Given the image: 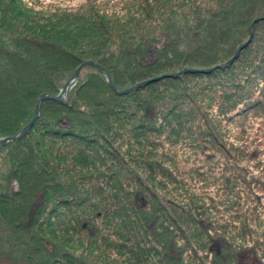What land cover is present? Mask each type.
<instances>
[{
  "label": "trees",
  "instance_id": "1",
  "mask_svg": "<svg viewBox=\"0 0 264 264\" xmlns=\"http://www.w3.org/2000/svg\"><path fill=\"white\" fill-rule=\"evenodd\" d=\"M86 3L0 0V137L85 60L119 90L196 70L119 95L83 65L42 100L0 151V264H264V19L200 71L264 0Z\"/></svg>",
  "mask_w": 264,
  "mask_h": 264
},
{
  "label": "water",
  "instance_id": "2",
  "mask_svg": "<svg viewBox=\"0 0 264 264\" xmlns=\"http://www.w3.org/2000/svg\"><path fill=\"white\" fill-rule=\"evenodd\" d=\"M258 20V18L254 19L249 27H248V36L246 38L245 41H243L241 44H239V46L235 49L234 53L232 56H230V58H228V60H226L225 62L221 63V64H217L215 66H213L212 68H206V69H202L200 71L202 72H209L211 69L213 68H226L228 66H230L233 62V60L238 56L240 50L244 47L247 46V44L250 42L251 38H252V31H251V27L252 25ZM82 65H93L95 67H97L98 69L102 70L105 72L106 74V79H107V82L109 84V86L115 90V87L111 81V78H110V74L108 73L107 70H103V68L99 65H96L94 62L92 61H89V60H85L83 61L81 64H79L76 69L74 70V72L72 73V75L70 76L69 80H67L64 85L62 86V88L58 91L57 94L55 95H50V94H47V93H43L41 94L37 100H36V104H35V107H34V113H33V116L32 118L22 127L20 128L15 134L13 135H8V136H3L0 138V151L2 150V148L10 141H13L15 139H19L21 138L22 136H24L26 134V132L31 128L33 122L35 121V119L38 117L39 115V106H40V103L42 100H45V99H52V100H56V101H59V102H63V103H67V97L69 95V91L70 89L74 86L78 76H79V71H80V68ZM196 70V69H195ZM194 69H189V68H182L174 73H166V74H161L159 76H155V77H152V78H149V79H146V80H143V81H139L137 83H135L134 85L130 86L128 89H124V90H120V91H117V93H126L128 91H131V90H135L139 87H142L144 85H147L148 83L150 82H153V81H156L158 79H160L161 77H176L178 75H180L182 72H192V71H195Z\"/></svg>",
  "mask_w": 264,
  "mask_h": 264
},
{
  "label": "rangeland",
  "instance_id": "3",
  "mask_svg": "<svg viewBox=\"0 0 264 264\" xmlns=\"http://www.w3.org/2000/svg\"><path fill=\"white\" fill-rule=\"evenodd\" d=\"M40 1H42V3H43V5H44V7L45 8H47V11H49V12H51V11H56V12H62V11H65V9H68V10H71L72 9V11L74 12L79 6L80 7H82V10H84V8H87L88 7V4L86 3V4H83V3H85V2H87L88 0H40ZM98 1H103V2H108L107 3V6H108V11H111L110 9H116V10H118V7H119V5H116L115 3H116V1H118V0H98ZM81 4H83V5H81ZM85 5V6H84ZM103 6V5H102ZM79 7V8H80ZM59 13H57V14H59ZM111 13V12H110ZM121 15V14H120ZM119 15V16H120ZM256 19V18H255ZM258 19H264V15H262V16H260V18H258ZM254 20V19H253ZM253 20H251L250 22H249V24H248V27H249V25H250V23L253 21ZM145 21V20H144ZM148 23L149 21H145V23ZM146 23V24H147ZM248 27H247V35H246V38H247V36H248ZM251 28H253V25H252V27ZM246 38L243 40V41H245L246 40ZM242 43V42H241ZM240 43V44H241ZM239 46V44L236 46V48ZM235 48V49H236ZM245 48V47H244ZM235 49H234V51H235ZM242 50H244L243 48L240 50V52L242 51ZM234 51H233V53H234ZM233 53H232V55H233ZM240 54V53H239ZM239 54H238V56L237 57H239ZM231 55V56H232ZM236 57V58H237ZM235 58V59H236ZM234 59V60H235ZM238 59V58H237ZM233 60V61H234ZM92 62H94V61H92ZM96 65H99V66H101L102 68H103V70H107L108 71V69L107 68H105L104 66H102V65H100L98 62H94ZM83 67V65L81 66V68ZM80 68V71H79V73H82V76L84 77V74L88 71V68H83V69H81ZM76 69V68H75ZM89 70H90V68H89ZM74 72V71H73ZM108 73H109V71H108ZM110 74V73H109ZM72 75V74H71ZM70 75V76H71ZM70 76L66 79V81L67 80H69V78H70ZM81 76V78H83ZM110 78H111V75H110ZM65 81V82H66ZM111 81H112V79H111ZM64 82V83H65ZM113 83V82H112ZM135 83H133L132 85H134ZM114 85V84H113ZM132 85H130V86H132ZM130 86H128V87H124L123 89H120V90H124V89H128ZM115 87V86H114ZM119 89H117L116 87H115V92L117 93V91H120ZM132 91V90H131ZM131 91H128V92H126V93H117V94H119V95H126V94H128L129 92H131ZM41 95V94H40ZM39 95V96H40ZM38 96V97H39ZM37 97V98H38ZM37 98H36V100H37ZM36 100H35V102H34V104H33V107H32V116H33V113H34V107H35V104H36ZM67 102H68V100H69V96L67 97ZM41 104V103H40ZM39 111H40V106H39ZM252 138L253 137H255V131L253 130L252 132H251V135H250ZM1 138V137H0ZM193 164H195L193 161H189L188 163H187V165H186V167L185 168H188L190 165H193ZM213 247V246H212Z\"/></svg>",
  "mask_w": 264,
  "mask_h": 264
}]
</instances>
